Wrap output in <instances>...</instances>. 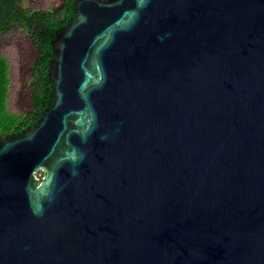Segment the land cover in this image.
Returning a JSON list of instances; mask_svg holds the SVG:
<instances>
[{
    "label": "water",
    "instance_id": "1",
    "mask_svg": "<svg viewBox=\"0 0 264 264\" xmlns=\"http://www.w3.org/2000/svg\"><path fill=\"white\" fill-rule=\"evenodd\" d=\"M73 4L0 137V264H264V0Z\"/></svg>",
    "mask_w": 264,
    "mask_h": 264
},
{
    "label": "trees",
    "instance_id": "2",
    "mask_svg": "<svg viewBox=\"0 0 264 264\" xmlns=\"http://www.w3.org/2000/svg\"><path fill=\"white\" fill-rule=\"evenodd\" d=\"M74 0H66L65 5L59 10L53 8L46 9L45 12L41 10L25 11L19 7V0H0V33L3 32L7 25L11 22H18L25 25L28 32L34 38L42 37L40 31L44 25L50 26V33L46 39L47 53L53 56L51 39H54L57 32L66 27L69 20L74 16ZM44 31V27H42ZM47 55V56H48ZM9 58L5 55H0V136H14L16 134H23L26 128L34 125L42 116L43 110L52 104L53 92L51 86L47 91L43 88H38L37 95L44 96L39 99L36 104V111L26 114H21L11 110L8 106V90L10 88V74H9ZM52 84V81H50ZM44 175H40V179Z\"/></svg>",
    "mask_w": 264,
    "mask_h": 264
},
{
    "label": "flooded vegetation",
    "instance_id": "3",
    "mask_svg": "<svg viewBox=\"0 0 264 264\" xmlns=\"http://www.w3.org/2000/svg\"><path fill=\"white\" fill-rule=\"evenodd\" d=\"M66 0H62L61 4L54 8L50 6H35L33 3L25 0H19V7L23 8L25 11H35V10H41L43 12L46 11V9L53 8L55 10H59L61 7L65 5ZM6 29L0 33V40L2 41L3 38H6V40L11 41L16 39V42L18 43V46L22 49H27L26 54L24 55V72L23 76L24 82L23 86L26 87V93L22 94V99L25 100L26 107L23 109V111L18 112L21 114L31 113L36 111V104L44 96V92L49 89L52 84L50 81H52L48 75L49 72V64L50 60L53 56H49L47 53L49 52V49H47L46 45V39L49 36L50 33V26L44 25V31L42 30V27L40 29L41 35L44 38V40H41L40 38H34L29 32L25 25L18 23V22H11L10 25H7ZM53 39H51L52 41ZM53 51V46H52ZM0 55H5L9 58L10 68H9V74L11 78L10 82V88L8 90V106L11 103L12 100V89H13V80H14V73H13V56L11 54H5L0 52ZM48 55V56H47ZM53 83V82H52ZM43 88L42 92L43 94L37 95L38 88ZM1 137V136H0Z\"/></svg>",
    "mask_w": 264,
    "mask_h": 264
},
{
    "label": "rangeland",
    "instance_id": "4",
    "mask_svg": "<svg viewBox=\"0 0 264 264\" xmlns=\"http://www.w3.org/2000/svg\"><path fill=\"white\" fill-rule=\"evenodd\" d=\"M33 3L35 6H50L58 7L62 0H25ZM27 51V49H26ZM25 49H22L18 46L16 39L8 41L6 38L0 40V52L5 54H11L13 56V89H12V100L9 105V108L15 112H21L26 107L25 100L22 99V94L26 93V87L23 86L24 78V55L26 54ZM44 175L42 170L38 171V176Z\"/></svg>",
    "mask_w": 264,
    "mask_h": 264
}]
</instances>
